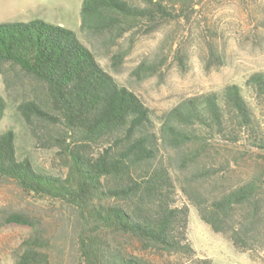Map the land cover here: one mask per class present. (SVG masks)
I'll list each match as a JSON object with an SVG mask.
<instances>
[{
	"label": "trees",
	"instance_id": "1",
	"mask_svg": "<svg viewBox=\"0 0 264 264\" xmlns=\"http://www.w3.org/2000/svg\"><path fill=\"white\" fill-rule=\"evenodd\" d=\"M184 1L81 0L78 31L110 45L144 23H159ZM208 54L217 57L211 46ZM111 59L116 66L122 54ZM5 65L32 84V96L16 105L25 129L40 146L55 148L66 172L19 157L9 128L0 132V180H15L75 211L74 264H153L118 238L142 250L183 255L188 264H212L187 240L188 208L176 203L171 168L183 173L182 191L214 233L240 251L264 247L262 177L224 186L231 162L214 165L219 150L239 142L264 151V127L238 85L184 98L155 117L101 67L76 31L40 21L0 22V72ZM146 67L142 62L134 74ZM244 84L264 114V72ZM6 109L0 94V120ZM2 219L33 228L13 264H51L49 240L33 218L12 213Z\"/></svg>",
	"mask_w": 264,
	"mask_h": 264
},
{
	"label": "rangeland",
	"instance_id": "2",
	"mask_svg": "<svg viewBox=\"0 0 264 264\" xmlns=\"http://www.w3.org/2000/svg\"><path fill=\"white\" fill-rule=\"evenodd\" d=\"M80 3L81 0H0V22L40 21L76 31L101 67L133 91L155 117L184 98L219 92L228 84H236L264 127V114L244 84L252 73L264 72V0H185L174 5L170 15L159 23H144L110 45L78 31ZM210 46L216 51V59L208 56ZM117 53L122 54V60L114 66L111 58ZM142 62L148 67L136 76L134 70ZM1 69L0 94L7 109L0 120V132L9 128L14 131L19 157L27 156L37 167L65 174L64 161L55 148L37 144L16 110L21 99L32 96L30 80L9 65ZM218 153L214 165L223 158L231 162L222 181L224 186L258 175L264 182V151L239 142ZM170 171L177 188L176 203L188 208L186 236L196 256L208 258L212 264H264L262 245L240 251L204 224L182 191L183 173L173 168ZM12 213L29 215L36 221L49 240L51 264L75 263V211L49 196L25 191L15 180L2 179L0 264H13L22 241L33 232L29 225L3 224L2 217ZM118 241L153 264L190 262L183 255L142 250L132 239L118 238Z\"/></svg>",
	"mask_w": 264,
	"mask_h": 264
}]
</instances>
